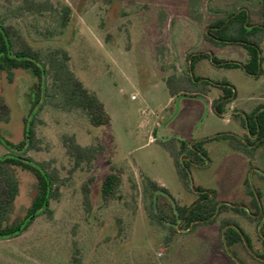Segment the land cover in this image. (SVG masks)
<instances>
[{"label":"rangeland","instance_id":"374dc122","mask_svg":"<svg viewBox=\"0 0 264 264\" xmlns=\"http://www.w3.org/2000/svg\"><path fill=\"white\" fill-rule=\"evenodd\" d=\"M20 1L0 0V15L18 26L33 46L65 48L71 70L103 102L111 121L95 128L79 111L67 113L48 106L34 117L41 150L27 155L35 162L50 163L65 184L60 199L50 202L51 220L41 215L20 236L0 240V264H68L73 245L82 255V264H264L255 259L264 256V215L258 218L253 208L256 203L264 211V178L258 174H264V147L250 158L233 150L226 140H207L223 134L240 140L248 136L244 114L264 105V41L259 78L240 69L216 68L206 60L195 66V76L214 83L225 81L233 89L236 97L221 115L212 107L221 95L217 89L206 99L188 95L171 98L164 82L171 71H163L157 60V47L165 45L169 49L165 64L174 65L180 73L187 71V57L192 53L212 52L221 61L246 64L248 54L243 47L217 48L203 40L205 21L200 15L244 10L250 24L259 25L264 19L262 0L198 2L193 19L186 17L185 0H114L111 5L102 0H49L58 8L67 5L72 10L71 22L63 30L56 14L15 18L11 11ZM189 10L193 12L192 7ZM160 13L167 17L161 30L157 26ZM36 82L27 71L0 73V97L10 107L9 121L0 123V136L11 144L23 140L24 120L33 119L38 101L33 88ZM71 134L82 146L99 139L105 148L90 173L69 174L72 164L62 139ZM171 139L202 143L199 146L206 158H197V166L187 163L191 191L182 187L172 158L162 146ZM8 152L0 144V158ZM111 166L122 171L124 200L102 207L101 183ZM255 169L258 173L252 172ZM16 177L19 193L10 215L12 225L23 220L37 194L32 174L16 169ZM89 177H94L90 215L84 212L81 197V185ZM143 178L163 186L179 207L197 202L198 190L210 193L219 205L230 207L220 218L232 219L238 227L231 226L242 231L245 241L225 248L219 223L191 231L181 220L176 222L178 230L165 221L163 227L151 225L145 208L148 202L142 194ZM246 181L253 196L246 192ZM160 203L156 202L155 213L162 218ZM237 206L249 216L232 208ZM116 219L121 221L120 235Z\"/></svg>","mask_w":264,"mask_h":264},{"label":"trees","instance_id":"16d2710c","mask_svg":"<svg viewBox=\"0 0 264 264\" xmlns=\"http://www.w3.org/2000/svg\"><path fill=\"white\" fill-rule=\"evenodd\" d=\"M102 1L105 5H111L114 0ZM205 1L185 0L186 17L191 19L194 16L196 17V12L194 13V11L197 6L194 5L198 4V2L204 4ZM262 6L264 10V0H262ZM190 7L193 8L192 13L189 10ZM11 14L15 18H22L26 15L44 16L46 14H56L61 30L68 27L72 19V10L69 6L63 5L58 8L49 0H21L11 11ZM200 17L205 21L203 33L205 42H210L217 48L233 44L239 45L247 51L248 62L239 64L221 61L215 58L212 52L192 53L187 57V71L180 73L174 65L167 66L165 64L166 53L169 51L165 45L157 47V60L160 61L163 71L167 69L171 71L164 78L171 98L188 95L206 99L211 94L212 89H217L221 92V95L213 101L212 107L217 115H221L224 108L232 103L236 97L233 89L225 81L214 83L209 79L195 76L194 68L199 62L206 60L216 68L240 69L249 76L259 78L263 74L261 68L263 59L260 56V47L264 41V19L261 24L252 25L249 22L248 13L244 10L233 14L208 15L206 17L200 15ZM166 21V15L160 13L157 24L160 30L164 28ZM49 34L52 36L51 33ZM210 54L212 57H210ZM16 70L27 71L37 80L33 88L37 91L38 101L33 108V119L24 120V135L20 143L11 144L0 136V144L9 151L8 154L0 158V240H11L20 236L41 215L51 220L53 211L50 209V202L60 199V189L65 184V180L61 179L58 170L52 167L50 163L35 162L27 155L30 151L38 152L41 150V142L37 138L34 126V117L44 107L48 106L67 113L79 111L84 114L89 124L95 128L106 126L111 121V117L106 111L103 102L99 100L95 93L86 88L71 70L70 55L65 48L56 47L44 50L33 46L18 26L7 23L5 17L0 15V73L10 74ZM190 73H192L193 77H191ZM9 118L10 107L6 100L0 97V123H7ZM242 120L248 133V136H246L247 143L229 134L216 135L207 140H226L233 150L253 158L257 149L264 147V105H258L250 114H244ZM256 135L262 141L257 147L250 149L248 145L249 138ZM62 142L65 154L72 164L69 171L70 175L78 171L90 173L94 169L95 161L105 152V148L99 139H96L94 143L88 146H82L78 143L76 136L71 134L64 135ZM201 144L199 143V145ZM187 145L188 142L176 139L162 143L163 148L172 158L182 187L186 191H191L186 171L188 165L182 164L180 161V157ZM202 152L204 153L203 150ZM16 169L29 172L35 177L37 194L32 200L23 220L17 225H12L10 215L19 193ZM121 175V170L110 167V174L101 183L102 207H107L112 202H123ZM142 180V194L145 201L148 202L145 208L150 224L163 227L164 225L161 222L165 221L168 225L176 226L177 217L186 214L189 208L177 206L168 191L158 183L146 178ZM93 182L94 177H89L81 185L82 207L88 215L92 212L91 184ZM130 183L132 189L136 191L135 182L131 180ZM245 185L247 194L253 196L248 181H246ZM158 200L161 201L162 218L155 213ZM218 206L219 204L214 198H210L209 195L205 194L201 195L189 211V219L195 221L193 229L200 225L212 226L219 223L220 230L227 228L225 230L227 246L242 243L241 235L235 229L228 227L231 225L238 227L237 224L230 218H220L223 211L230 209V207L225 204H222L219 208ZM232 208L245 217L249 216L244 209L238 206ZM253 208L257 210L258 204L255 203ZM116 222L119 225L118 235H120L123 232L120 226L121 221L116 219ZM72 249L68 264H82V255L79 249L76 245H73Z\"/></svg>","mask_w":264,"mask_h":264},{"label":"flooded vegetation","instance_id":"af4514ba","mask_svg":"<svg viewBox=\"0 0 264 264\" xmlns=\"http://www.w3.org/2000/svg\"><path fill=\"white\" fill-rule=\"evenodd\" d=\"M249 140L250 141L248 142V145H249L250 149H253L254 147H257L260 144V142L262 141V139L258 138V135L251 136L249 138ZM242 141L247 143L246 136L243 137ZM199 143H200L199 141L198 142H192V141L188 142V145L185 148L184 153H183L184 154V158H185L184 164L188 163V164H191L193 166H197V163H196L197 158H200V159L206 158V154H204L205 152L204 153L202 152V149L200 148ZM257 171L258 170L255 169L252 172H257ZM258 174H259L260 177L264 178V174H262V173H258ZM197 193L200 196L204 195V194L205 195H209L208 193H205V192L202 193L200 190H198ZM191 206L187 207L189 209H188L186 214H184L183 216H178L177 217V221L181 220V222H184L187 225V230L188 231L193 230V227H194V224H195V221L189 219L190 218L189 217V211H190ZM262 214L264 215L263 208L258 204V209H257V212H256L255 215L259 218ZM178 229H180V228L176 226V230H178ZM255 259L264 262V257L255 256Z\"/></svg>","mask_w":264,"mask_h":264},{"label":"water","instance_id":"95a60500","mask_svg":"<svg viewBox=\"0 0 264 264\" xmlns=\"http://www.w3.org/2000/svg\"><path fill=\"white\" fill-rule=\"evenodd\" d=\"M210 57H212L211 56V54H210ZM190 75H191V77H193V75H192V73H190ZM209 194V196H210V198L212 197V195L210 194V193H208ZM222 204H220L219 206H218V208L221 206ZM229 228H233V229H235L240 235H241V238H242V240L243 241H245L244 239V236L242 235V233L240 232V230L238 229V228H235L234 226H228ZM261 227H262V223H261V225L259 226V233H260V231H261ZM227 228H224V229H222V239H223V242H224V246H225V248L227 247V244H226V240H225V230H226Z\"/></svg>","mask_w":264,"mask_h":264},{"label":"built area","instance_id":"2783aa9c","mask_svg":"<svg viewBox=\"0 0 264 264\" xmlns=\"http://www.w3.org/2000/svg\"><path fill=\"white\" fill-rule=\"evenodd\" d=\"M132 99H134V97H132Z\"/></svg>","mask_w":264,"mask_h":264},{"label":"crops","instance_id":"0c3cea01","mask_svg":"<svg viewBox=\"0 0 264 264\" xmlns=\"http://www.w3.org/2000/svg\"><path fill=\"white\" fill-rule=\"evenodd\" d=\"M160 185V184H159Z\"/></svg>","mask_w":264,"mask_h":264}]
</instances>
